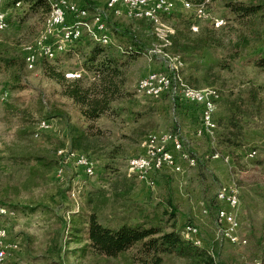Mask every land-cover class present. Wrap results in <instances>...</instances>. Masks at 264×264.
I'll use <instances>...</instances> for the list:
<instances>
[{"label":"rangeland","instance_id":"1","mask_svg":"<svg viewBox=\"0 0 264 264\" xmlns=\"http://www.w3.org/2000/svg\"><path fill=\"white\" fill-rule=\"evenodd\" d=\"M19 1L21 2L16 4V0H0V9L7 13L9 23L6 30L0 31V55L19 57L24 62V66L15 69L18 73L7 69L0 62V208H11L7 213L10 215H0V224L6 231L8 229L10 239L18 247L17 253L11 256L10 263L6 259L4 264H128L124 258L103 259L92 255L90 251L82 255L80 250L85 243L73 237L70 224L64 229L63 222L70 223L73 215H79L80 220H86L102 196L106 201L101 203L97 210L99 220L105 225L115 226L118 219L127 216V205L162 213L169 194L173 196L178 208L174 219L177 228L183 229L186 224L198 226L203 244L220 242L222 256L228 259L230 264H264V130L248 123L241 136V145L232 151L227 149L226 144L219 143V139L227 135L229 92L232 93L233 90L235 94L238 84L242 81L253 80L257 84H264V71L248 64L250 58L264 52V26L262 39L248 48L243 58L233 64L232 72L223 73L224 86L208 87L218 93L220 99L216 112L218 129L214 139H211L196 135L199 120L194 124L185 115L189 113L188 109L197 111L190 109L189 103L177 98L173 101L169 94H164L158 99L140 94L137 92V85L139 80L150 72L169 70L162 57L157 53H149L151 49L160 48L162 43L156 30L163 33L174 31L175 14L193 16L195 13L198 17L193 21L194 31H197L196 26L199 24L214 23L216 27L225 24L233 19V14L225 7V0L209 1L204 8L194 5L191 9L183 4L187 0H177L175 11L169 16L163 14L153 21L152 25L145 20L117 17L109 12L107 22L112 43L103 46L111 47L112 51L120 54V44L134 45L130 35L134 33L138 38V45L145 50L134 56L125 67L126 83L122 97L114 102L108 113L94 122V126L101 130V145L108 151L114 146H119L120 154L106 167L102 152L85 153L95 164L93 177L86 174L85 170L83 175L76 163H69L57 165L58 170L63 169V177L57 176L55 166L47 173V169H43V175L31 182L28 181L29 164L35 161L24 164H19L20 159L15 160L16 163L13 161L21 156L17 137L19 127L24 123L33 127V153L43 154L44 148H52V144H68V123L86 125L77 106L62 96L61 86L48 77L45 68L63 72L68 79L81 77L85 83L93 81L96 76L94 71L86 66L85 53L88 50L77 51L79 46L83 47L80 42L72 50H64L55 57L38 53L37 63L33 68L25 65L27 48L33 46L38 51V46L46 42L43 41V36L47 30L46 23L51 8L49 4L31 10L25 0ZM107 3L108 0H79V6L86 7L90 15L95 13L97 8L110 9ZM89 19H92V16L85 20L88 26L84 27L83 33L93 40H98L99 35H91L95 29L93 22L92 26H89ZM65 26L57 32H61ZM55 38L56 35H51L49 41L54 42ZM84 38L83 43L88 37ZM166 52L170 53L167 48ZM166 52L160 51V55L170 59L174 81L179 85L190 86L183 79L184 64L181 59L175 57L181 61L182 64L179 65L172 59L174 55ZM221 54V51L205 52L199 59L202 64H212ZM197 61L198 59H195L193 64ZM17 75L18 78L15 77ZM19 85L21 87L15 89L14 86ZM242 86L247 88V85ZM42 120H48L52 127L36 137L35 132ZM174 129L181 131L185 149L194 156L202 154V159L196 156L198 163L194 167L184 162V170L178 174L171 171L156 173L153 185L141 181L138 173L130 169L129 158L141 153L142 142L149 133ZM250 147H256L259 151L252 160L246 156ZM214 152H219L223 157L229 155L231 162L227 163L223 158H206L207 153ZM57 153L58 156L62 154L65 157L68 155V148H60ZM228 176L230 183H227ZM232 183L240 192L239 234L247 240V243L242 245L216 239L217 213L211 215L203 212L206 202L216 201L220 187ZM128 188H131L129 195L117 200L115 195ZM90 198L94 199L93 203L89 202ZM130 212L132 216L135 215L132 209ZM79 226L83 227L84 223ZM196 243L199 244V241ZM166 264H180V261L168 259Z\"/></svg>","mask_w":264,"mask_h":264},{"label":"trees","instance_id":"2","mask_svg":"<svg viewBox=\"0 0 264 264\" xmlns=\"http://www.w3.org/2000/svg\"><path fill=\"white\" fill-rule=\"evenodd\" d=\"M16 1V4L21 2ZM25 1L31 10L49 4L51 8L50 0ZM187 1L193 6H203L204 8L209 1L214 0ZM225 7L233 14V19L218 27L214 23L199 24L196 26L197 31H194L193 21L198 17L194 13L193 16L175 14L174 31L168 30L163 33L156 30L162 41L161 49H158L166 52L167 48L171 54L166 53L181 59L184 64L183 79L191 87L224 86L223 73L232 72L233 64L243 58L248 48L262 39L264 1L225 0ZM141 20L150 22L151 25L154 23L146 19ZM83 35L89 39L87 38V41L83 43L85 38L81 37L80 43L83 47L79 46L77 51L79 49L82 52L88 50L85 53L86 66L95 73L96 78L93 81L85 83L81 77L68 79L63 72L46 70V68L45 72L50 79L61 86L62 96L77 106L80 117L86 122V125L68 123L66 128L68 144L65 142L60 145L52 144V148L41 149L45 151L43 154H34L33 127L26 123L22 124L17 131L21 156L20 158L15 157L16 159L13 161L20 159L19 164L35 161V163L29 164L28 181H35L38 176L43 175V169H47V173L55 166L60 165V159L65 158L62 154L58 156L57 151L60 148L83 153L102 152L106 167H109L110 163L120 154L119 146H114L108 151L101 145V130L94 126V122L108 113L113 108L114 102L122 97L126 83L125 67L135 58L134 56L145 50L138 45V38L134 33L130 34L134 45L120 44L119 46L123 50L120 54L112 51L111 47L105 48V44L99 40L91 39L85 32ZM78 43L67 45L65 51L72 50ZM218 51H221L222 54L215 59L214 63L205 65L200 62L199 57L203 53ZM195 59L198 61L193 64ZM0 62L11 70L24 66L23 59L19 57L0 55ZM248 64L264 71V52L250 58ZM243 84L247 85V88H243ZM14 87L16 89L21 86ZM231 92L227 95V135L219 139V143L226 144L229 151L241 145V136L248 123H253L254 126L264 130V84H257L253 80L242 81L238 84L237 92L235 94L233 90ZM189 106L191 109L194 105L189 103ZM194 109L197 108L194 106ZM41 132L37 129L35 136L38 137ZM25 141L27 143H24ZM254 148L256 147H250L248 151ZM130 191L131 188H128L115 196L119 200L121 197L129 195ZM105 201L106 199L101 196L99 203L94 205L86 220H80L79 215H73L70 223L63 222L64 229L70 224L73 237L85 243L80 250L82 255L86 251H90L92 255L103 259L124 258L128 264H166L168 259H176L180 261V264H230L228 259L222 256L220 242H214L210 246L207 244L200 246L196 243V239L189 235L186 237L183 234V229L177 228L174 219L178 208L171 194L167 197V204L163 205L162 213L149 212L140 206L132 208L127 205V216L118 219L115 226L105 225L99 220L97 210L100 204ZM89 202L93 203L94 199L90 198ZM3 207L11 209L7 206L1 208ZM206 208L211 215L218 212L215 200L206 202ZM131 209L135 211L134 216L131 215ZM81 223H84L83 227L79 226Z\"/></svg>","mask_w":264,"mask_h":264},{"label":"built area","instance_id":"3","mask_svg":"<svg viewBox=\"0 0 264 264\" xmlns=\"http://www.w3.org/2000/svg\"><path fill=\"white\" fill-rule=\"evenodd\" d=\"M120 1H127V15H130L132 18H138V14H143L144 7L148 5H156V12L159 8H167V16L171 15L177 7V0H144V3H132V0H114L112 2V9L97 8L96 19H89V26H92V21H99V39L109 37V34L102 30V21H108L109 12H119ZM53 2L60 5V14L58 18H65V24L73 25L75 29H79L81 18H89L87 8L75 6V0H53ZM0 25H9L6 12L5 15H0ZM84 36L86 35H82V38ZM82 38L64 36L62 38V46L66 45L67 41L80 42ZM58 49L59 46H53V41L42 42V45L38 46V51L31 53L30 57L41 53V51ZM151 50L166 61L169 70L150 72L156 73L155 85L161 86V93L149 97L158 99L164 94H169L173 101L177 98L185 103L193 104L197 108L199 120L196 135L200 137L207 136L208 138L214 139L218 129V121L215 114H209V105L218 104L220 100L218 99V93L205 95V98L202 100H194L190 94L184 93L181 86L174 84L173 71L172 68H170V59L160 55V49L154 48ZM158 72H165V79H158ZM148 74L139 80L137 90L141 84L148 83ZM51 127L52 124L49 123V129ZM258 153V149L254 148L248 151L246 156L252 160L255 159ZM206 158H223L227 163L231 162L229 155L223 157L219 152L210 153ZM131 162H141V169L137 172L138 178L149 185H153L154 175L156 173L162 171H171L176 174L181 173L184 170V162H186L188 166L194 167L198 163V158L185 149L181 131L179 129H174L148 134L147 140L142 142L141 153L129 158L128 163ZM69 163H76L79 165V169L82 171L83 175L85 166H93L91 177L95 175V164L93 160L84 153H78L68 149V157L63 158L60 165H68ZM56 172L59 178L63 177L64 174L58 173V167ZM240 202L239 188L233 183L222 185L217 191L216 203L218 205V212L216 220L217 230L215 232L216 239L226 241L233 245L247 243V240L242 238L239 234L241 228V222L238 217ZM203 212L207 213V208H205ZM0 214L1 216L10 215L5 214L3 210H0ZM183 234L192 235L199 241L200 245H203L201 231L198 226L186 224L183 228ZM17 251V244H13V240L10 239L7 229L6 235L0 237V258H5L10 263L11 256L15 255Z\"/></svg>","mask_w":264,"mask_h":264},{"label":"bare ground","instance_id":"4","mask_svg":"<svg viewBox=\"0 0 264 264\" xmlns=\"http://www.w3.org/2000/svg\"><path fill=\"white\" fill-rule=\"evenodd\" d=\"M95 1L100 2L102 0H95ZM113 1L114 0H108L107 4L109 5L110 9H112V2ZM50 3H51V9H50L51 11H50V16H49L48 22L46 23L47 30L43 36V39H44L43 41L50 42L49 37L51 35H56L57 38H55L56 40L53 42V46H59V49L58 50L41 51V52L46 57H55L58 53L63 52L66 49L67 45H69V44L71 45V44L76 43L74 41H67L66 45L62 46V38L64 36L75 37V38H81L82 37L84 27L88 26L86 23L87 21H85L88 18H81V24L79 25V29L73 28V25L65 26V18H58L59 14H60V5H57V3H54L52 0H50ZM132 3H144V0H132ZM183 4L188 9H191L193 7V4H191L188 1H184ZM75 6H79V0H75ZM127 12H128L127 1H120L119 12H112V14L117 16V17H126V18H130V19H138V20L139 19H146L149 21H155L158 18H160L163 14H167V8H159V10L156 12V5L145 6L143 9V14H138V18L130 17V15H127ZM87 14L89 16H92V19H96L97 10L95 13L90 15L89 10L87 9ZM0 15H5V12L2 11L1 9H0ZM92 22H93L95 32H91V35L94 37L95 36L97 37V35L100 36L99 21H92ZM8 26L9 25H0V31L6 30L8 28ZM62 26H65L62 29V31L57 32L58 29L61 28ZM102 30L106 31V33L109 34L110 29L108 27L107 21H102ZM98 40L100 42H102L103 44H106V45L112 43L111 34H109L108 38H100V39L98 38ZM119 49H122V48L119 46ZM36 51H37V49L34 48L33 46H29L27 48V54L25 56V62L29 68H33L37 63L38 54H35L34 56L30 57V54L33 52H36ZM149 53L152 55H155L154 53H156V52H154L153 50H150ZM172 59L176 60L179 65L182 64L181 61L178 60L177 58L173 57ZM174 65H175V63H174ZM158 79H165V72H158ZM155 81H156V73H149L148 74V83L141 84L139 89L137 90V92L140 94H143V95H147V96H154L155 94H160L161 93V86L155 85ZM174 84L179 85L175 81H174ZM179 86H181V88H183L184 93L190 94V96H192V98L194 100H202L203 98H205V95L214 94L213 90L208 89V88L197 89V88H193V87L183 85V84H180ZM216 112H217V104H210L209 105V114H215L216 115ZM49 123L50 122L48 120H42L39 124L38 130L44 131L46 129H49ZM151 133H149V134H151ZM147 138H148V135H147L145 140H147ZM74 152H78V151H74ZM78 153H82V152H78ZM66 157H68V155L65 156V158ZM129 167L132 171L137 173L141 169V162H131V163H129ZM84 170H85L86 174L92 175L93 166H85ZM62 171H63V169H59L58 173L61 174ZM62 174H64V173H62ZM0 210H3L5 212V214L9 213L8 208L3 207V208H0ZM6 233H7V231L0 224V237L6 235ZM5 261H6L5 258H0V264H4Z\"/></svg>","mask_w":264,"mask_h":264},{"label":"crops","instance_id":"5","mask_svg":"<svg viewBox=\"0 0 264 264\" xmlns=\"http://www.w3.org/2000/svg\"><path fill=\"white\" fill-rule=\"evenodd\" d=\"M190 107V106H189ZM191 109H194V106H193V108H191ZM188 112L189 113H185V115L188 117V119L190 120V121H193L194 122V124H197V119H198V116H197V111H194V110H189L188 109ZM210 154V153H209ZM208 153H207V155H209ZM197 156V155H196ZM198 158H200V159H202V157H203V155L201 154V155H198L197 156ZM227 180H228V182L227 183H230V177L228 176L227 177ZM207 245H209V244H207ZM210 246V245H209Z\"/></svg>","mask_w":264,"mask_h":264}]
</instances>
